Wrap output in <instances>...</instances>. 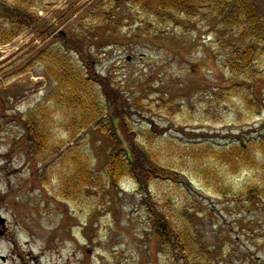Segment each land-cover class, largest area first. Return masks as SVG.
Listing matches in <instances>:
<instances>
[{
	"label": "rangeland",
	"instance_id": "1",
	"mask_svg": "<svg viewBox=\"0 0 264 264\" xmlns=\"http://www.w3.org/2000/svg\"><path fill=\"white\" fill-rule=\"evenodd\" d=\"M104 3L112 5L107 10L117 23L96 25V39L84 48L91 50L95 74L127 100L139 142L151 135L150 149L162 166L183 176L177 177L182 184L152 183L150 194L193 238L191 258L176 259L152 236L137 187L121 182L104 194L80 190L65 199L58 188L64 169L52 167L44 177L61 152L43 165L31 155L23 118L47 87L39 68L20 71ZM253 6L264 16V0ZM38 16L56 26L52 37L36 39L26 30L0 46V264H264V201L240 197L257 182L256 169L230 172L211 158L195 159L207 146L219 151L264 135V40L255 45L258 77L249 88L238 83L252 98L247 109L242 96L219 97L236 80L224 66L221 42L228 36L218 19L174 13L161 22L131 0H59ZM32 49L38 52L29 56ZM53 135L65 139L58 128ZM78 139L92 171L106 178L105 138L91 128ZM207 167L213 179L203 177Z\"/></svg>",
	"mask_w": 264,
	"mask_h": 264
},
{
	"label": "trees",
	"instance_id": "2",
	"mask_svg": "<svg viewBox=\"0 0 264 264\" xmlns=\"http://www.w3.org/2000/svg\"><path fill=\"white\" fill-rule=\"evenodd\" d=\"M58 1L0 0V46L11 43L26 30H30L36 39L52 37L56 26L41 23L38 11L52 7ZM92 5L93 2L81 11ZM131 5L161 22L170 20L169 15L174 13L189 19L200 16L208 22L218 19L228 36L221 42L224 66L234 75L236 82L231 90L225 93L221 90L216 94L222 93L220 99L242 96L247 109L252 107L251 96L243 93L244 87L240 89L238 83L249 88L247 84L254 83L258 77L255 67L258 50L255 45L264 40V16L256 11L253 0H131ZM111 7L110 3H104L92 8L79 29L77 27L70 35L59 37L55 44L42 51L32 49L29 53L31 56L38 52L20 74L39 68L47 87L41 101L23 118L31 155L43 165L58 151L61 152L45 169L44 177L52 167L64 169L58 188L60 196L65 199L76 197L80 190L104 194L109 189L118 188L121 182L131 183L141 192L142 204L152 224V236L176 259L191 258L193 238L158 209L150 194L152 183L182 184L177 177L183 176L162 166L157 154L150 149L151 135L147 134L146 144L139 142V135L129 121L127 100L108 78L95 74L91 50L84 48L88 41L96 39L93 35L96 25L115 27L116 14L107 10ZM84 26L86 33L82 32ZM21 61L22 58L17 63ZM55 128L62 131L65 139H56L53 135ZM91 128L106 140V178L92 171L78 139L82 132ZM195 157L196 160L211 158L230 172L256 169L257 182L247 185L240 197L250 202L264 201V163L260 160L264 159V135L239 141L219 151L207 146L200 149ZM203 173L205 179L209 176L213 179L210 167Z\"/></svg>",
	"mask_w": 264,
	"mask_h": 264
}]
</instances>
